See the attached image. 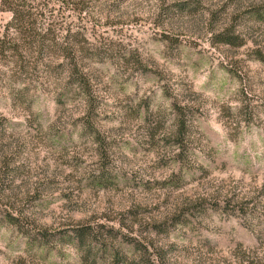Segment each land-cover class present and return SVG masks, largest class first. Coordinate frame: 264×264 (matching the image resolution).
<instances>
[{
  "label": "rangeland",
  "instance_id": "obj_1",
  "mask_svg": "<svg viewBox=\"0 0 264 264\" xmlns=\"http://www.w3.org/2000/svg\"><path fill=\"white\" fill-rule=\"evenodd\" d=\"M37 4L88 85L0 63V264H110L73 237L99 224L167 264H264V0ZM12 20L0 7V35Z\"/></svg>",
  "mask_w": 264,
  "mask_h": 264
},
{
  "label": "trees",
  "instance_id": "obj_2",
  "mask_svg": "<svg viewBox=\"0 0 264 264\" xmlns=\"http://www.w3.org/2000/svg\"><path fill=\"white\" fill-rule=\"evenodd\" d=\"M0 7L13 14V20L9 23L6 33L0 35V63L7 67L10 78H14V81H24L26 78H32L40 66H43L48 72L58 70L59 73H67L69 84L77 82L82 86L88 85L87 74L80 69L77 56L71 54L72 47L68 44L61 46L56 38H51L55 31L51 27L45 28L42 24L43 14L36 9L39 7L37 0H0ZM11 28H14L16 33L11 32ZM216 40L229 46L242 45L238 36L225 33L216 36ZM59 52L64 56V61L58 64L60 68L56 65V59L49 58V54L59 55ZM174 109L177 122L173 139L183 145L190 130V120L187 116L189 109L178 103H175ZM9 219L10 223L16 224L17 219L13 216ZM123 225L119 228L108 224H99L97 227L79 225L73 227V237L88 256H94L95 261L107 258L110 264L168 263L165 249L125 234ZM166 226L167 222L155 229L158 232L164 231ZM123 246L133 248V258L122 250Z\"/></svg>",
  "mask_w": 264,
  "mask_h": 264
}]
</instances>
